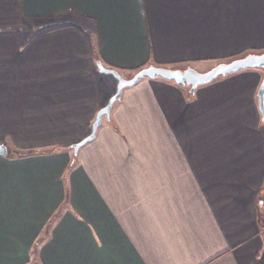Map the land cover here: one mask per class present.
<instances>
[{
    "label": "crops",
    "instance_id": "obj_1",
    "mask_svg": "<svg viewBox=\"0 0 264 264\" xmlns=\"http://www.w3.org/2000/svg\"><path fill=\"white\" fill-rule=\"evenodd\" d=\"M264 0H0V264H264ZM20 153L24 156L17 157Z\"/></svg>",
    "mask_w": 264,
    "mask_h": 264
},
{
    "label": "water",
    "instance_id": "obj_2",
    "mask_svg": "<svg viewBox=\"0 0 264 264\" xmlns=\"http://www.w3.org/2000/svg\"><path fill=\"white\" fill-rule=\"evenodd\" d=\"M96 68L98 73L112 76L117 81V91L116 94L109 100L108 104L98 112L96 119L92 125L91 134L79 143L72 146L71 149L74 152V156L78 154L79 150L82 147L95 140L97 132L101 127L104 119L110 121L113 107L122 99L124 90L134 87L145 79H162L165 81L173 82L178 86H186L190 88V94H194L199 87L210 84L218 78L240 73L246 70L264 71V53L251 54L244 58L234 60L230 63L220 64L206 73H200L193 68H186L182 70L149 67L138 72L133 78L126 79L119 72L104 67L100 61L96 62ZM257 98L259 102L260 112L264 120V80L258 91ZM7 156V147L4 145H0V157Z\"/></svg>",
    "mask_w": 264,
    "mask_h": 264
},
{
    "label": "trees",
    "instance_id": "obj_3",
    "mask_svg": "<svg viewBox=\"0 0 264 264\" xmlns=\"http://www.w3.org/2000/svg\"><path fill=\"white\" fill-rule=\"evenodd\" d=\"M15 156L21 157V156H24V155L23 154H20V153H17V154H15Z\"/></svg>",
    "mask_w": 264,
    "mask_h": 264
},
{
    "label": "rangeland",
    "instance_id": "obj_4",
    "mask_svg": "<svg viewBox=\"0 0 264 264\" xmlns=\"http://www.w3.org/2000/svg\"><path fill=\"white\" fill-rule=\"evenodd\" d=\"M133 77H134V76H133ZM133 77H132V78H133ZM128 79H131V78H128Z\"/></svg>",
    "mask_w": 264,
    "mask_h": 264
}]
</instances>
